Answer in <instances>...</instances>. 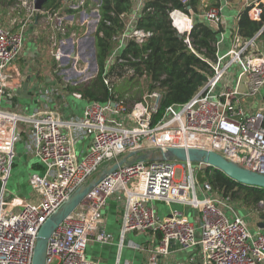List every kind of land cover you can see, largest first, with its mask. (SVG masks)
<instances>
[{
  "label": "built area",
  "instance_id": "obj_1",
  "mask_svg": "<svg viewBox=\"0 0 264 264\" xmlns=\"http://www.w3.org/2000/svg\"><path fill=\"white\" fill-rule=\"evenodd\" d=\"M105 1L60 0L58 9L41 11L35 9L34 0L21 1L30 18L42 15L41 24L50 31L51 58L57 74L65 76L61 88L40 87V107L31 114L2 107L3 98L21 85L11 70L25 50L28 19L18 29L0 26V264H33L38 233L47 219L104 167L129 155L132 156L95 185L57 228L48 241L45 264H98L87 257V246L91 241L114 243L115 237L106 231L104 214L113 196L124 197L118 201L120 244L129 235L147 238L144 244L129 240L132 249L145 255L146 264H164L162 259L171 254L173 246L192 254L186 264H264V233L251 230L240 202L208 182L199 181L198 173L205 165L198 164L196 168L190 162L139 159L166 154L172 148L199 149L264 175V105L260 104L264 48L259 39L263 30L245 40L237 28L229 50L221 53L225 40L223 9L231 1L220 0L204 14L206 22L223 29L217 60L211 65L213 74L188 103L170 106L160 115L163 93L157 83L132 104L117 99L88 102L81 116L64 118L63 110L51 107L55 97L63 99L69 87L89 85L100 74L110 86L106 74L125 62V46L130 41L143 45L153 35L137 26L145 0H132L133 6L138 3L137 8L133 15L121 16L125 28L113 37L114 48L102 73L97 36H102L99 28ZM244 3L251 7L250 18L261 21L264 0ZM170 17L173 28L189 43L193 18L178 10ZM234 66L240 73L235 82H230L226 79ZM66 92L75 100L85 97L82 89ZM20 121L32 128L31 134L24 132L25 148L43 168L29 178L36 201L17 196L9 199L7 184L22 135ZM181 165L185 170L178 179V171H183ZM157 202L196 211L198 224L179 210L160 216L154 205ZM248 212L257 216L255 211Z\"/></svg>",
  "mask_w": 264,
  "mask_h": 264
},
{
  "label": "trees",
  "instance_id": "obj_2",
  "mask_svg": "<svg viewBox=\"0 0 264 264\" xmlns=\"http://www.w3.org/2000/svg\"><path fill=\"white\" fill-rule=\"evenodd\" d=\"M17 1L19 0H0V3L12 7ZM216 1L218 3L212 0V6L219 4L220 0ZM203 4V0H145L137 26L153 35L143 45L130 41L125 46L122 53L125 62L116 64L106 74L110 86L104 83L100 74L89 85L69 87L67 90H84L86 102L106 103L110 99H117L132 104L140 100L145 91L154 89L159 83L163 93L160 115L170 106L188 103L213 74L211 65L217 60L218 42L223 29L213 27L199 16L187 43L186 36L180 38L173 28L170 14L178 10L188 15H200L201 8H209L203 9ZM59 7L60 0H49L44 6L54 10ZM250 9L251 7H245L238 14V34L248 40L263 30L259 39L264 45V14L261 21H253L249 16ZM132 10V0L105 1L99 28L102 36H97L98 61L102 73L106 59L114 47L113 37L124 31L121 16L130 14ZM124 81L134 83L129 94L123 89ZM140 86H144L143 89ZM135 88L139 97L134 95ZM34 167L35 170L42 168L39 164ZM198 179L200 182H208L215 190L231 195L234 201L240 202L246 209L243 212L255 211L264 220L263 188L244 186L206 166L199 171Z\"/></svg>",
  "mask_w": 264,
  "mask_h": 264
},
{
  "label": "crops",
  "instance_id": "obj_3",
  "mask_svg": "<svg viewBox=\"0 0 264 264\" xmlns=\"http://www.w3.org/2000/svg\"><path fill=\"white\" fill-rule=\"evenodd\" d=\"M21 1L22 0H19L18 2L21 3ZM208 1H210L211 3H209ZM244 2L245 0H232L230 2V5H225L223 9L224 12L223 14L225 19V26L223 27V29L225 30V40L223 41L220 47L221 53H226L230 48V44L232 40L231 37L234 34V31L238 28L237 26L238 14L242 9L245 8ZM203 3H204L203 4V9H204L205 7H209L210 5H212V0H203ZM208 3L210 5H208ZM215 3H218V1L215 0ZM137 4L136 6H133V12H131V15L134 14L135 9L137 8ZM20 6L22 7L23 10L26 11L27 18H24L22 16H16L19 12L13 10L14 7H7L0 3V26H10L13 27L14 29H18L19 26L23 22H26L28 19L27 27L25 28V50L20 56V58L15 62L11 70L12 74L15 75V77L20 80L21 85L19 88L15 89L14 91L9 92L5 96V98H3V104L7 106L10 105L13 109L25 110L30 113L33 112L34 109L40 107V99H39L40 87L52 88L58 86L61 88V84L56 78V75L58 73L56 71V63L51 58L50 31L48 29L43 28V25L41 24L42 15L36 14L35 15L36 18L35 17L30 18L28 10L22 6V3L20 4ZM2 8H6V9L11 8L12 12L6 13V15L12 13V15L14 14V16H8L9 17L7 18L8 20L4 21L1 18V16L4 15L3 11L5 9L3 10ZM45 9H52V8H45ZM234 9L239 10L235 16L232 15L233 14L232 10ZM200 11H201L200 15H195V14L190 15L193 18L194 22H196V18L197 17L199 18V16L204 18V14L206 10H202L201 8ZM132 17L133 16H131L130 18ZM90 36L92 38L94 34H91ZM261 45L264 48V45L263 44ZM83 48H85V44ZM233 68H236L238 73H234L233 71L231 72V76H229L226 79L230 82H235V80L237 79L240 73V70L238 69L237 66H234ZM66 91L67 90H65V92L63 93V95L65 96L63 99L60 97H55L53 99V103L51 104V107L54 109L58 108L60 110H63L64 118L81 116L88 102L84 100L85 97L82 100H77V99L75 100L71 96H66L67 93ZM263 96H264V92L260 97L261 105H264ZM64 100H65V106H64ZM26 129L21 128L23 139H25L26 137V134L24 132L28 131ZM21 144L23 145L25 150L24 140L19 143V145ZM21 160L22 162L20 163L19 161ZM17 162L21 164V167H19L20 168L19 171L25 170V172H29L28 180L26 182L27 183L26 184L27 192L25 197L26 199L22 198L21 196L20 197L17 196V197L22 198L24 200L36 201L37 195L33 193L32 190L30 189L31 187L29 184V178L30 175L34 172L41 173L43 171V168H41L40 170H35L34 166L39 163L38 160L30 153H25L22 159L19 158L16 162H14V165H16ZM30 192H32V194ZM118 201H120V197L113 196L108 201V205L104 213L106 220L105 228L107 233L112 234L115 237L114 243L103 244L101 242L91 241L87 246V257L90 260L97 262L98 264H146L145 255L138 250L132 249L129 246V240H132L140 244H144L147 241V238L145 237L137 238L134 237L133 235H129L127 239L124 241L123 245L121 246L120 244L121 233H120L119 216L121 215V208ZM174 210H178V209H174ZM158 211L160 213V216H164L162 215L163 212H160L159 209ZM242 213L244 216V212ZM248 213L249 212H247L246 214ZM253 218L255 219L253 225L254 224L255 225L252 226V224L251 225L249 224L251 230L253 232L262 231L264 233V229H261L259 227V223L264 222V220L261 219L258 215L253 216ZM131 251L134 253L133 255H131ZM191 256H192L191 253L180 251L176 246H173L171 248V254L167 258H163L162 262L164 264H186Z\"/></svg>",
  "mask_w": 264,
  "mask_h": 264
},
{
  "label": "water",
  "instance_id": "obj_4",
  "mask_svg": "<svg viewBox=\"0 0 264 264\" xmlns=\"http://www.w3.org/2000/svg\"><path fill=\"white\" fill-rule=\"evenodd\" d=\"M48 1L49 0H34L35 9L37 11H41ZM179 37L182 38V36ZM130 156L132 155L125 156L119 162L104 167L92 181H90L87 185L78 188L69 200L49 219H47L38 233L33 264H45L46 247L49 239L52 237L57 228L69 215H71V213L77 209L95 185L102 181L107 175L118 170V168L123 165ZM146 158L152 160H171L180 163L190 162L194 164H202L206 167H211L222 172L233 181L244 186L264 189V175L242 168L238 164L229 162L224 157L214 152L199 149L186 150L182 148H172L169 149L166 154H151L148 157L141 156L139 159L144 160ZM259 227L264 229V222L259 223Z\"/></svg>",
  "mask_w": 264,
  "mask_h": 264
},
{
  "label": "rangeland",
  "instance_id": "obj_5",
  "mask_svg": "<svg viewBox=\"0 0 264 264\" xmlns=\"http://www.w3.org/2000/svg\"><path fill=\"white\" fill-rule=\"evenodd\" d=\"M209 3H211L210 1H208ZM208 3V5H210ZM20 2H15V4L12 6V7H14V9L13 10H15V11H18L19 13L16 15V16H22V17H24V18H27L26 17V11L25 10H23L22 9V7L20 6ZM209 7H211V6H209ZM4 11V15L3 16H1V18L4 20V21H7L8 19L7 18H9L8 16H14V14L12 15V13L11 14H9V15H6V13H10V12H12V9L11 8H9V9H6V8H2ZM23 10V11H22ZM238 11L239 10H232V12H233V16H235L237 13H238ZM227 13H228V11H227ZM41 27H42V25H41ZM92 44V43H91ZM234 72V73H238V71L236 70V68H232L231 70H230V73L231 72ZM65 78V76H64V74L62 73V72H59V74H57L56 75V78L58 79V81L61 83V85H62V81H63V79ZM125 83H124V86H123V89H124V91L125 90H127V92H128V94H129V91H131L133 88H132V85L134 84V83H132V82H129V81H124ZM82 85H87L86 83L85 84H83L82 83ZM80 87H82V86H80ZM143 87L144 86H140V89H143ZM138 88V87H137ZM137 88H135V92H134V95H135V97H139V96H137ZM139 89V90H140ZM147 91H145L144 92V94L146 93ZM127 95V94H126ZM20 105V104H19ZM21 106V105H20ZM2 107L4 108V109H8V110H12L13 108L9 105V106H7V105H5V104H3L2 103ZM17 111V110H16ZM20 111V110H19ZM25 114H31V112L29 113L28 111H25L24 112ZM19 126H20V128H22V129H26V130H28V133L29 134H31L32 133V128H31V126H30V124H28V123H25V122H22V121H20L19 122ZM24 140V142H25V139H23V135H21V138L18 140V142H17V144H16V148H15V151H16V154H17V157H18V159L20 158V159H22L23 157H24V155H25V153H29L28 152V150L25 148V150H24V147H23V145L21 144V145H19V143L21 142V141H23ZM25 146V145H24ZM80 150V146L78 147V151ZM26 151V152H25ZM17 157H16V159H15V162L18 160L17 159ZM35 160V159H34ZM20 163L22 162V160L21 161H19ZM20 163H18L17 162V164L16 165H14L13 166V169H12V174H11V177H10V180L8 181V184H7V189H8V194L10 195L9 196V199H12L13 197H16V196H21L22 198H24V199H26L25 197H26V192H27V189H26V182H27V180H28V173L29 172H25V170L24 171H19V167H21V164ZM194 166L197 168L198 167V164L197 163H195L194 164ZM181 167V170H183V171H178V174H177V178L178 179H181V177H182V175L184 174V167H183V165H181L180 166ZM21 170H22V168H21ZM201 171V170H200ZM31 189V188H30ZM32 190V189H31ZM32 192L34 193V191L32 190ZM32 192H30L31 194H32ZM124 200V197H122L121 199H120V201H123ZM118 204V203H117ZM155 205V208L156 209H159L160 210V212H163L162 213V215H168L169 213H170V211H171V209H178L179 211H181V212H185L186 213V215H188L189 217H190V220H191V222H193V223H195V224H198V220H197V218L195 217V215H196V211H194V210H192V209H190V208H188V207H185V206H182V205H172L171 206V208L170 207H167L164 203H155L154 204ZM247 212H244V216H246L245 218H246V221H247V223L248 224H252V226H254L253 225V223L255 222V219L253 218V216L254 215H248V214H246ZM242 215H243V213H242ZM119 230V229H118ZM139 238V237H138ZM134 253L131 251V255H133ZM133 258H134V256H133Z\"/></svg>",
  "mask_w": 264,
  "mask_h": 264
}]
</instances>
